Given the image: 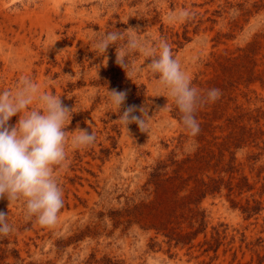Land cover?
Segmentation results:
<instances>
[{
  "label": "rangeland",
  "instance_id": "obj_1",
  "mask_svg": "<svg viewBox=\"0 0 264 264\" xmlns=\"http://www.w3.org/2000/svg\"><path fill=\"white\" fill-rule=\"evenodd\" d=\"M182 8L195 19L170 22ZM113 28L167 41L193 86L220 89L197 111L196 137L178 110H159L167 100L146 69L128 79L115 47L102 66L92 39ZM25 76L74 106L67 131L89 126L96 142L66 149L55 226L0 200L14 229L0 264H264V0H0V90ZM113 88L125 106L148 102L147 134L130 124L129 139L115 121Z\"/></svg>",
  "mask_w": 264,
  "mask_h": 264
},
{
  "label": "clouds",
  "instance_id": "obj_2",
  "mask_svg": "<svg viewBox=\"0 0 264 264\" xmlns=\"http://www.w3.org/2000/svg\"><path fill=\"white\" fill-rule=\"evenodd\" d=\"M195 17L196 13L188 8L168 15L170 22H188ZM125 32L113 28L94 35L91 51L96 57H103L101 64L106 67L108 49L115 47V63L130 80L146 69L152 75L157 96L167 100L159 110H178L183 129L190 137H196L200 132L196 113L215 103L220 98V89L210 88L202 92L193 86L167 41L161 40L153 46L140 38L138 28H129ZM137 53L148 62L136 64L132 58ZM95 67L98 71L99 66ZM126 98V90L106 89L105 101L115 110L113 113L118 116L115 121L124 128L128 138L131 139L130 124H136L141 133L147 134L152 117L148 102L139 107L125 106ZM74 112V106L65 105L61 95L41 92L27 76L21 78L14 90H0V200L21 204L25 222L42 228L56 225L64 207L57 169L68 167L66 149L70 143L73 151L86 150L96 142V134L88 130L89 126L77 127L71 132L66 130ZM13 116H18V120L11 125L9 121ZM69 133H74L70 142ZM13 231L8 212L0 211V239Z\"/></svg>",
  "mask_w": 264,
  "mask_h": 264
}]
</instances>
